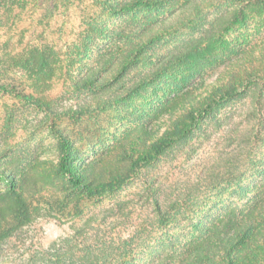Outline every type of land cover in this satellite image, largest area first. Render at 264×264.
Returning <instances> with one entry per match:
<instances>
[{"label": "trees", "instance_id": "trees-1", "mask_svg": "<svg viewBox=\"0 0 264 264\" xmlns=\"http://www.w3.org/2000/svg\"><path fill=\"white\" fill-rule=\"evenodd\" d=\"M24 1L0 0V9L6 15ZM235 1L242 6L218 28L205 31L208 44L193 43L168 55L157 53L154 47L178 32L180 21L171 22L164 17V10L169 7L170 12L176 0H98L101 13L85 15L83 20L87 19L89 25L85 39L83 35L76 44L77 51L66 52L62 59L50 45H30L2 53L0 93L31 102L45 112L43 121L48 122L57 155L56 161L46 168L47 176L55 178L59 185L55 188V181L43 179L34 170L35 165L27 169L17 167L13 154L7 155L6 149L0 148V181L7 185L0 190V251L13 240L25 245L28 242L25 225L45 212L74 219L84 217L88 204L119 193L134 177L187 141L209 118L247 97L252 89L258 91L253 111L257 129L253 137L246 135L245 140L264 141V53L260 58L248 54L242 66L226 69L227 73L213 83L197 87L194 83L210 60L206 46L216 44L224 29H236L239 22L247 26L253 9L261 8L264 12V0ZM248 6L252 9L246 12L244 7ZM192 28L201 27L193 24ZM86 38L107 43L93 56L95 50L88 43L85 45ZM58 73L66 83L69 81L65 93L73 103L56 106L44 99L32 101L28 89L51 86ZM159 87L162 98L155 102ZM101 94H107V98L101 99ZM138 98L145 99L151 111L143 122L124 125L116 135L117 154L113 160L91 158L83 153L61 126L64 120L80 125L87 116L96 117L107 106L116 107L118 113L114 116L124 118L125 105L134 104ZM257 172L261 181L254 185L255 192L243 204L230 207L217 218L198 213L190 224L191 235L180 244L162 237L153 248L143 251L141 257L134 253L133 242L157 229L166 231L179 223L183 214V199H164L163 185L147 179L144 202L152 206L147 219L134 226L135 207L129 208V203L122 200L110 209L117 212L124 227L131 223L134 226L126 238L114 245L105 239L101 243L92 242L83 233L90 224L89 218L77 228L76 235L60 237L46 248L29 249L22 264H264V157L252 175ZM43 196L48 197L49 208L37 207L36 201ZM160 243H166L167 248L161 251Z\"/></svg>", "mask_w": 264, "mask_h": 264}, {"label": "rangeland", "instance_id": "rangeland-1", "mask_svg": "<svg viewBox=\"0 0 264 264\" xmlns=\"http://www.w3.org/2000/svg\"><path fill=\"white\" fill-rule=\"evenodd\" d=\"M97 1L25 0L21 6L15 7L6 15L4 9H0V56L30 45L53 46L60 53L61 59L67 56L66 52L74 53L79 48L76 44L80 43L83 35L85 39L89 27L87 19L84 22L83 18L87 14L102 11ZM176 1L171 7L172 12H169L168 7L164 10L166 16L161 15L171 22L180 21L176 35L154 47L162 55L193 43L199 42L205 46L209 42L205 31L218 28L225 18L242 6L235 0ZM244 8L246 12L252 9L249 6ZM249 17L247 26L238 21L236 29L221 31L216 44L211 46L212 49L206 46L205 53L210 60L205 71L194 79L195 87L202 83H213L227 73L226 69L242 66L248 60V54L259 58L262 56L264 12L261 8L253 9ZM193 24H199L201 28H192ZM87 43L95 50L92 52L94 56L96 50L107 41L86 38L85 45ZM67 83L62 74L58 73L50 82L51 86H31L28 93L31 94L32 101L44 99L43 101L53 105L56 103V106L69 105L73 102L65 93ZM199 90L203 91L201 88ZM159 92L154 98L155 102L162 98L161 87ZM257 92V89H252L247 97L218 111L202 128L196 129L195 134L187 141L176 146L153 167L134 177L119 193L104 198L102 202L88 204L84 217L74 219L56 212H45L31 224L25 225L24 233L28 235V242L25 245L20 240L10 242L8 248L0 251V264L24 263L29 249L46 248L60 237L76 235L77 228L82 227L89 218L90 224L83 233L90 236L92 242L101 243V239H105L113 245L117 244L120 239L129 235L141 219H147L152 212V206L148 207L144 202L147 196V179H155L157 184L163 185L166 193L164 199H183L184 208H181L183 214L179 223L166 231L157 229L148 237L141 236L138 241L133 242L134 253L139 257L144 254L143 251L153 248L158 238L168 237L179 244L184 242L191 235L190 224L198 218V213L217 218L224 215L230 207L243 204L255 192L254 185L261 181L258 172L255 175L252 173L257 171L258 163L264 157V141H254L253 138L245 140L246 135L253 137L257 129L253 115ZM102 98H107V94H101ZM146 103L145 99L138 98L134 104L125 105L123 109L127 110L124 118L115 117L118 113L116 107L107 106L96 117L87 116L80 125L64 120L61 126L67 129L83 153L91 158L113 160L117 154L116 135L125 128L124 125L130 126L147 119L151 110ZM44 118L45 112L31 102L0 93V148H5L7 155L13 154L14 165L22 169L35 165L34 170L52 183L56 179L47 176L46 168L52 161H56L57 155L55 139L49 133L48 122L44 123ZM58 185V181H55L53 186L56 188ZM6 187L0 181V190ZM120 200L129 203V208L135 207L134 226L131 223L124 227L117 219V212H111L110 209L115 208ZM47 202L48 197L43 196L36 204L38 208H49ZM158 247L162 251L167 248V244L160 243Z\"/></svg>", "mask_w": 264, "mask_h": 264}]
</instances>
